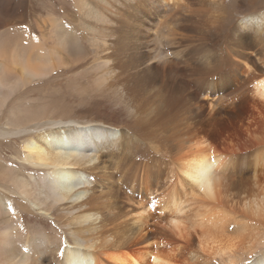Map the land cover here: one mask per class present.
I'll use <instances>...</instances> for the list:
<instances>
[{"label": "bare ground", "instance_id": "obj_1", "mask_svg": "<svg viewBox=\"0 0 264 264\" xmlns=\"http://www.w3.org/2000/svg\"><path fill=\"white\" fill-rule=\"evenodd\" d=\"M235 8L239 18L229 24L224 0H57L34 20L36 39L20 27L14 2L4 20L10 42L0 45V124L12 95L75 68L68 53L84 43L93 53L90 89L134 109L158 134L185 124L191 137L164 142L167 159L145 169L130 157L115 161L139 141L123 129L3 122L0 140H22L23 157L13 167L0 154V264L239 260L236 244L255 241L249 233L264 222V0H236ZM257 182L259 192L232 195ZM17 210L34 212L40 224L51 219L67 236L42 225L32 234ZM244 264H264V251Z\"/></svg>", "mask_w": 264, "mask_h": 264}, {"label": "rangeland", "instance_id": "obj_2", "mask_svg": "<svg viewBox=\"0 0 264 264\" xmlns=\"http://www.w3.org/2000/svg\"><path fill=\"white\" fill-rule=\"evenodd\" d=\"M56 1L57 0H53V1L52 0H0V45H1V47L7 46L10 42L8 35L5 34L7 32L6 31L7 26L4 24V20L6 21V19L12 13V8L14 6V2H17V6L20 9V12L24 18V24H22L20 27L30 28L27 32V35L30 34V36H32V37L34 36L33 38L39 39V37H40L39 33L35 29H33V28H35L33 26L34 20L35 19L39 20V18H40L39 15H41V13H42V15H41L42 19H45L47 17V12L45 11V9H48L51 3L56 4ZM257 2H263V0H257ZM235 3H236V0H224V7L227 11V20H228L229 24H235L239 18V12L235 8ZM30 10L33 11V13H29ZM55 11L57 13V14H55V16H56V18H58V16H60L61 14H58L59 11H57V8H55ZM240 13H242L241 10H240ZM210 16H213V14ZM212 35H213V37H216L218 34H212ZM52 43H53V40L48 45H52ZM24 46L28 47L29 45L25 44ZM88 50H90V47L85 45L84 43H79L77 45V48H75V49H73V46H72L71 50L68 53V57L69 58L71 57L70 59H72L73 61L78 63V65L75 68H73L70 71H65V70L61 71L60 70V71H58V74H54V75L52 74L51 77L47 78V79H43V78L39 79L36 82H34L32 85H30L29 87L23 89L22 91H19V93L12 95L10 100L6 104V106L1 109L2 123L0 124V126L4 125L3 122L4 123L7 122L6 123V124H8L7 127H9V125L11 127H15L17 125H26V124L31 125L34 123L32 121H39V123L41 125H43V124H49L50 122H52L51 120H54V121H56V120L70 121L71 120V121H75L76 123H80V124H84V123L95 124L98 122V123L104 124L106 126L108 125L111 127H115L116 129H123L129 135H133L131 137H134L135 139L137 138L139 140V141H136L137 144L133 147L132 150H130L129 154H127V157H126V155L121 156V158L115 159V161L121 162V160H123V158H124L123 161H125V160H127L128 157H130L134 161L138 160L137 162H139L141 165L146 164L145 169L147 167H149L150 165L151 166L154 165L153 162H155L156 159L159 162L165 161L167 159V153L161 149V147L165 148L164 142L169 140L167 142H169L171 144L173 143L172 145H180L179 142L181 144H183L184 139L188 138L189 136L191 137L190 134L188 136L183 132V129L185 128V124L182 125L183 127L179 126V127L175 128L174 130H171V127L169 126V127H167L168 130L165 129V130H163V133L161 132L158 134V131H157L158 128L157 127L147 126L148 124L144 125V123L141 120H139L140 123L138 122V120L136 119L135 114H134L135 112L133 111L134 109L129 110L125 104H122L118 101H115V98H112V97L110 98V96H108L106 92H104V93L102 91L100 92V91H98V89H92V87L90 89V86H89L90 84H88L89 78L85 74V70H86L87 66L90 64V62L93 61L92 60L93 53H92V50H90V51H88ZM88 52H89V54H88ZM84 54H85V56H83ZM88 61H89V63H88ZM76 69H78V70H76ZM80 70H83L81 77L79 74ZM68 72H69V74H68ZM77 74H78V76H77ZM186 75H189V74H186ZM74 76H76V77H74ZM84 76H86V77L84 78ZM215 83H216L215 85L218 84V82H215ZM88 90H91V91H88ZM92 90H94V91H92ZM98 92H100L102 94H100ZM104 95L108 96V97H105ZM143 98L149 99L148 94L144 93ZM108 100H110V101H108ZM123 105L125 107H123ZM152 107H153V105H152ZM30 122H31V124H30ZM136 122H138V123H136ZM142 123H143V125H142ZM138 124H139V126H138ZM143 126H145V127L147 126L146 128H148L147 129L148 131L147 130L145 131ZM131 127L132 128L134 127V129H132ZM180 130L182 133H179ZM146 132H148V134H145ZM230 132L231 131L228 132L229 139L231 140L233 138V143H231V144H236L237 143L236 134H235V132H233V133H230ZM151 134H154V136H156V137H154ZM150 135L152 137H149ZM234 136H235V138H234ZM146 138L148 141L153 138L152 140H154V141L150 140V143H149L146 140ZM157 138H159V139H157ZM175 139L176 140L178 139V142L176 141L177 143L174 142ZM133 141H134V139H133ZM155 141H156V143H154ZM227 141L229 142L228 139H227ZM22 143H23L22 140L15 141V138H11L10 140H0V151L2 152L0 154H2V156L4 158H6L7 160H10L11 162H13L15 164V165L12 164L13 167L20 166L21 161H19L20 160L19 157L20 158L23 157L22 154H20V152L22 153V151H23L22 150ZM153 143L156 144L158 147H156V145H154ZM141 144H143V145H141ZM150 145H152V146H150ZM157 149H159V150H157ZM2 150H4V151H2ZM6 150H8V151L10 150L11 152L9 151L7 153ZM151 150H155V151L152 153ZM132 151H133V153H132ZM136 151H137V153H136ZM157 154H158V156H157ZM145 159H146V161H145ZM105 160H109V159H105ZM142 160H144V162ZM151 166H150V168H151ZM126 168L127 167H125L123 169V172L125 171ZM144 174L145 175L147 174L146 176H150L148 172H144ZM150 178L151 177H149L147 179V181L150 183L148 185H151V183H153V181H154L153 178H151V179ZM150 180H151V182H150ZM120 183H121L120 180L116 181V184H117V185H115L116 189H117V187H119ZM258 183L259 182H257L255 185L249 184V186L246 189H244L243 191H241L238 188L240 193L232 194V195L237 196V197H240V196L245 197L246 193H248L249 191L259 192L258 186L261 185L262 183H259V184ZM129 186H130L129 183L127 185L123 186V188H122L123 191L126 192V190L129 189L130 192H132L131 188ZM153 196L154 195H152L151 197H153ZM14 208L17 209V207H14ZM17 211L21 215H23V217H24V219L22 221V225L24 226L25 230L31 231L32 234L36 233L38 231V228L43 226L45 232H48V233L57 232L63 238L67 236L65 229L61 226L55 225V223H53V221H51V219H47L46 222H42L40 224V221H42V220L41 219L38 220L36 215L34 216V212L30 213L28 211H24V212L19 211V210H17ZM49 224H50V226L48 227ZM260 224H262V226H260ZM263 231H264V222L261 221V222L257 223L256 228L252 231L253 234L249 233V237L254 235L256 238L255 241L254 240H252V242L250 241L249 245L252 244V246L248 245L249 247H251L250 253L245 252V250L247 248H249L247 246V244L245 246L241 245V243L236 244V248H235L236 253H234V256L236 258L239 257V260L237 261L238 263L236 262L237 264L247 263L248 261L252 260L257 254L264 251V239H263L264 235H262ZM256 232L260 233V235L257 236ZM257 240H260V241H257ZM242 247H243V249H242ZM223 262L224 261H222V262L219 261V262H217V264H223ZM236 263H234V264H236Z\"/></svg>", "mask_w": 264, "mask_h": 264}]
</instances>
